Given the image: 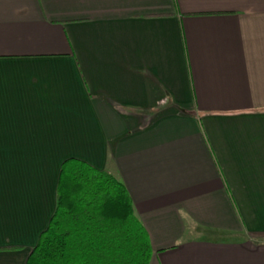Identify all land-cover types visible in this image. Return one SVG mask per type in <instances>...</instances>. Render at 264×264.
I'll use <instances>...</instances> for the list:
<instances>
[{"label": "crops", "instance_id": "crops-1", "mask_svg": "<svg viewBox=\"0 0 264 264\" xmlns=\"http://www.w3.org/2000/svg\"><path fill=\"white\" fill-rule=\"evenodd\" d=\"M69 159L125 186L149 264H264V0H0V264Z\"/></svg>", "mask_w": 264, "mask_h": 264}, {"label": "trees", "instance_id": "trees-1", "mask_svg": "<svg viewBox=\"0 0 264 264\" xmlns=\"http://www.w3.org/2000/svg\"><path fill=\"white\" fill-rule=\"evenodd\" d=\"M151 255L125 186L81 160L65 161L55 211L26 264H149Z\"/></svg>", "mask_w": 264, "mask_h": 264}]
</instances>
